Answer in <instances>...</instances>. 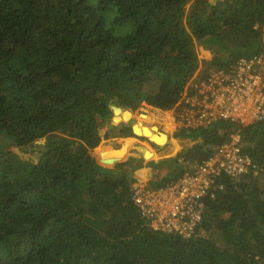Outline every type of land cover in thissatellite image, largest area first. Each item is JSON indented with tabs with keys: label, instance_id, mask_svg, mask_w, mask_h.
<instances>
[{
	"label": "trees",
	"instance_id": "trees-1",
	"mask_svg": "<svg viewBox=\"0 0 264 264\" xmlns=\"http://www.w3.org/2000/svg\"><path fill=\"white\" fill-rule=\"evenodd\" d=\"M263 52L264 0H0V264H264V123L179 127L183 149L150 160L146 186L164 187L238 132L256 166L222 178L186 237L141 215L139 158L92 154L136 137L116 109L170 110Z\"/></svg>",
	"mask_w": 264,
	"mask_h": 264
},
{
	"label": "built area",
	"instance_id": "built-area-1",
	"mask_svg": "<svg viewBox=\"0 0 264 264\" xmlns=\"http://www.w3.org/2000/svg\"><path fill=\"white\" fill-rule=\"evenodd\" d=\"M193 88V93L185 90L173 107L176 128L197 127L217 119L239 125L264 123V52L241 57L228 70L211 71ZM251 171L256 173V166L243 152L240 134L235 132L176 182L154 189L135 181L132 197L154 230L186 237L201 221V200L223 188L222 178L238 180Z\"/></svg>",
	"mask_w": 264,
	"mask_h": 264
},
{
	"label": "rangeland",
	"instance_id": "rangeland-1",
	"mask_svg": "<svg viewBox=\"0 0 264 264\" xmlns=\"http://www.w3.org/2000/svg\"><path fill=\"white\" fill-rule=\"evenodd\" d=\"M197 51H198V55H199L198 59H199L201 64L205 60L210 58V54L208 53L207 49L205 51L204 47L197 46ZM257 71L261 72L262 69H257ZM172 110H173V114H172V116H170V114H171L170 112ZM126 112H130L131 113V117L129 119H127V120L124 119V113H126ZM144 115L149 117L150 120H145L144 118L139 117V116H144ZM151 115H153V116H151ZM175 115H176V111L173 108L170 109V110H166V111L160 110L158 108H155V107H152V106H149V105H145L144 108H139V109L134 110V111L129 110V109L120 108V111H119L118 115L114 119H119L121 117L124 121H126V123L128 125H131V126L134 125V124H138L139 121L141 120L140 124L143 127L149 128V130H151L152 132L159 133V134L160 133H164L166 136H167V134H169V136H170L169 139H167L166 143L163 146L159 145L157 147L155 145H153V144L147 143L149 141L140 140V141H143L144 144L137 143V144L131 145V147L129 145V153H127V154H130V153L133 154L134 153V154L140 155L139 156V161L142 164V167H143V165L149 166L148 163L150 162V160H152V161L153 160H158V158H157L158 154H160V155H162L163 153L164 154H170L169 150L172 149L173 147L172 146L168 147L166 151H165V149L163 147H165L166 144L169 145V144L173 143L171 138L173 137V132L175 131L174 129H176V117H175ZM172 118H173L174 121L172 120L173 125L171 126L169 124V119H172ZM114 119H113V121H114ZM112 137L114 138L116 136L113 135ZM141 137H144V136H141ZM111 138L109 137V138L103 140L100 143V145L98 146V148H94L92 150V154L94 156H96V153L99 150V148H103L104 149L107 146H110V147H107L106 151L100 152L102 155L104 153L105 154H117L119 150H122V149L126 148L125 144L123 145L122 148L121 147H115V143H113V142H117L118 144L120 143V145H122V143H123L122 141L124 140L127 143V141H128L127 139H125L123 137H118L119 140H117V141L116 140H112V141L110 140V142L107 141L108 139H111ZM146 140H148V139L146 138ZM178 141H179V144H180V148L182 149L183 144H182V142L180 140L177 139V142ZM42 142H43V139H40L39 141H35L33 143V148H35L36 146H39ZM111 142L113 144H111ZM125 151H126V149H125ZM27 155L28 154H25V156H27ZM118 155L119 154L116 155V158H118L121 161H124L126 159L125 157L127 156L126 152L124 153V155H126V156H122L121 154L119 156ZM155 155H157V156H155ZM260 183H264V178H261Z\"/></svg>",
	"mask_w": 264,
	"mask_h": 264
},
{
	"label": "crops",
	"instance_id": "crops-1",
	"mask_svg": "<svg viewBox=\"0 0 264 264\" xmlns=\"http://www.w3.org/2000/svg\"><path fill=\"white\" fill-rule=\"evenodd\" d=\"M212 1V0H211ZM197 46H202V47H204V48H209V47H206V46H204V45H197ZM197 46H196V48H195V52H196V55H197V57L199 56L198 55V51H197ZM209 59V58H208ZM146 104H144L143 105V107L142 108H144V106H145ZM117 110V109H116ZM116 110H115V116H114V118L118 115V112H116ZM120 110V109H119ZM171 113V114H170ZM169 114H170V116H172V114H173V110L170 112ZM151 116H153V115H151ZM119 118V117H118ZM172 120H173V118L172 119H169V124L172 126L173 125V122H172ZM174 121V120H173ZM114 122L115 123H119V122H123V123H125V124H127L126 123V121H124L121 117L119 118V119H114ZM175 130V129H174ZM136 135V137H128V138H125V139H127V140H129V143H126V141H122L123 143H122V145H120V143L118 144L117 142H113V143H115V147H123V145L125 144V149H126V159H128L129 157H131L133 154L132 153H130V154H127V153H129V145H130V147H131V145H134V144H137V143H140V144H144V140L143 141H140V139H139V137H140V135H138V134H135ZM141 136H144V137H146L148 140H145V141H149V142H147V143H149V144H153V145H155L156 147L157 146H159V144H157L156 142H154V141H152L151 139H149L147 136H145V135H141ZM112 137V136H111ZM110 137V138H111ZM169 134H167V139H169ZM105 139H107V138H105ZM105 139H103V140H105ZM102 140V141H103ZM110 140L112 141V140H119V138L118 137H112L111 139H108L107 141H109L110 142ZM171 140H172V144H169V145H165V147H163L164 149H165V151L167 150V148L168 147H173V148H175V150L172 152V153H170V154H162V155H160V154H158V160H160L161 158H164V157H170V156H173V155H175L176 153H178V151H181L182 149H183V147H182V149L180 148V144H179V141L177 142V139H174L173 137L171 138ZM171 142V141H170ZM112 142H111V144H113ZM118 144V145H117ZM183 144V143H182ZM183 146H184V144H183ZM107 147H110V146H107ZM106 147V148H107ZM112 147V146H111ZM96 148H98V147H96ZM164 152V151H163ZM137 155V154H136ZM160 155V156H159ZM138 156H140V155H138ZM123 159V158H122ZM125 159V160H126ZM158 160H153L154 162H156V161H158ZM146 164V163H145ZM142 165V164H141ZM151 172H152V170H151V168L149 167V166H146V165H143V167L141 166L139 169H137L135 172H134V177H135V179H136V181L137 182H139V183H141V184H143V185H146L147 184V181H148V178H149V175L151 174ZM142 178V179H141Z\"/></svg>",
	"mask_w": 264,
	"mask_h": 264
},
{
	"label": "bare ground",
	"instance_id": "bare-ground-1",
	"mask_svg": "<svg viewBox=\"0 0 264 264\" xmlns=\"http://www.w3.org/2000/svg\"><path fill=\"white\" fill-rule=\"evenodd\" d=\"M130 117H131V113L130 112L124 113V119L125 120L129 119ZM139 117L144 118L145 120H150V118L145 116V115L144 116H139ZM140 121H139L138 124H134L135 131L137 132V134L147 136L149 139L153 140L154 142H157L160 146H163L166 143L167 136L164 133H160V134L159 133H154L151 130H149V128L143 127L140 124ZM127 143H129V140L127 141ZM106 149L107 148H104V149L103 148H99L98 151L102 152V151H106ZM174 150H175V148L170 149L169 153H172ZM125 152L126 151H125V148H124L122 150H119L117 154H119V155L121 154L122 156H125L124 155ZM117 154H105L104 153L103 155L102 154L101 155H102V158H104V159H111L112 157H116ZM155 156H157V155H155Z\"/></svg>",
	"mask_w": 264,
	"mask_h": 264
},
{
	"label": "water",
	"instance_id": "water-1",
	"mask_svg": "<svg viewBox=\"0 0 264 264\" xmlns=\"http://www.w3.org/2000/svg\"><path fill=\"white\" fill-rule=\"evenodd\" d=\"M119 109H117L116 110V112H118L119 113ZM132 129H133V131H134V133L135 134H137V132L135 131V127H134V125H132ZM139 135V134H138ZM153 141V140H152ZM157 143V142H156ZM158 144V143H157ZM100 163H102V164H105V165H113L114 163H116V162H120V160H118V161H115L113 164H106V163H103L102 161H101V159L100 158H98V155H97V153H96V156H94ZM132 157H134V158H139V156L138 155H135V154H133L132 155Z\"/></svg>",
	"mask_w": 264,
	"mask_h": 264
}]
</instances>
